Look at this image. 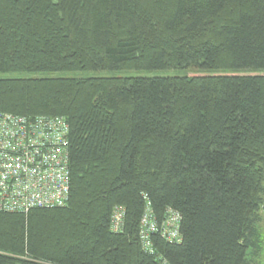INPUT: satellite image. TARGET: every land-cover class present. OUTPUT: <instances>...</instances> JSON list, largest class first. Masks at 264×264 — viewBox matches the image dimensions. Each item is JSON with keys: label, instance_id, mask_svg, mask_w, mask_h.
Wrapping results in <instances>:
<instances>
[{"label": "trees", "instance_id": "trees-1", "mask_svg": "<svg viewBox=\"0 0 264 264\" xmlns=\"http://www.w3.org/2000/svg\"><path fill=\"white\" fill-rule=\"evenodd\" d=\"M187 70L206 74H150ZM76 72L135 74L7 77ZM0 112L65 122L70 186L63 207L0 212V264L262 257L264 0H0ZM147 207L179 216V243L143 249Z\"/></svg>", "mask_w": 264, "mask_h": 264}, {"label": "built area", "instance_id": "built-area-1", "mask_svg": "<svg viewBox=\"0 0 264 264\" xmlns=\"http://www.w3.org/2000/svg\"><path fill=\"white\" fill-rule=\"evenodd\" d=\"M66 130L59 118L30 119L0 112V212L27 213L66 205L70 188ZM123 225L124 210L116 208L110 230L121 233ZM153 233L168 243H179V216L168 209L158 224L147 207L139 238L150 254Z\"/></svg>", "mask_w": 264, "mask_h": 264}, {"label": "rangeland", "instance_id": "rangeland-1", "mask_svg": "<svg viewBox=\"0 0 264 264\" xmlns=\"http://www.w3.org/2000/svg\"><path fill=\"white\" fill-rule=\"evenodd\" d=\"M134 72L128 73H110V72H76V73H55V74H14L7 75V77L13 78H68V79H79V78H98V77H114V76H130L134 75ZM145 75L146 73H140ZM151 75L159 74V75H168V76H202L206 73H202L201 71L195 70H187V71H164V72H153Z\"/></svg>", "mask_w": 264, "mask_h": 264}, {"label": "crops", "instance_id": "crops-1", "mask_svg": "<svg viewBox=\"0 0 264 264\" xmlns=\"http://www.w3.org/2000/svg\"><path fill=\"white\" fill-rule=\"evenodd\" d=\"M259 229L263 239V248H264V213L261 215V222L259 224ZM258 264H264V252L261 258L257 261Z\"/></svg>", "mask_w": 264, "mask_h": 264}]
</instances>
